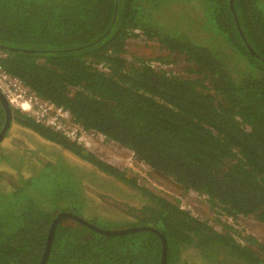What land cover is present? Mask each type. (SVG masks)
<instances>
[{"label": "trees", "instance_id": "1", "mask_svg": "<svg viewBox=\"0 0 264 264\" xmlns=\"http://www.w3.org/2000/svg\"><path fill=\"white\" fill-rule=\"evenodd\" d=\"M184 2L193 12L187 8L176 23L158 21L161 6L171 12ZM195 13L194 23L217 38V52L209 38L190 40L181 32ZM132 40L153 41L157 55L130 53ZM0 52L9 74L64 106L100 146L130 149L147 172L130 174L125 150H89L13 108L0 139V264H41L59 211L105 229L158 227L165 246L152 229L105 233L63 216L44 264H161L163 256L164 264H187V256L192 264H264L255 224L221 219L243 215L264 225L259 0H0ZM5 122L0 98V132ZM21 127L39 148L38 157L28 154L34 169L26 178L6 141L10 129ZM12 171L23 180L12 178L7 189ZM42 179L52 191H35ZM191 192L210 211L182 207ZM109 201L120 202V210Z\"/></svg>", "mask_w": 264, "mask_h": 264}, {"label": "rangeland", "instance_id": "2", "mask_svg": "<svg viewBox=\"0 0 264 264\" xmlns=\"http://www.w3.org/2000/svg\"><path fill=\"white\" fill-rule=\"evenodd\" d=\"M190 4H191L190 2H184L181 4V5H183L181 10L174 9V10H171V12H170V10L165 11L163 6H161L159 8L157 19H158V21H160L162 23L168 22L169 20L176 23L179 21L180 15L187 8L190 12H193V9L190 7ZM259 5L262 8V10L264 11V0H259ZM194 17L195 18L193 21H191V23H188V21L184 18V23L181 24V32L185 35H188L190 40L195 39V38H198V39L209 38L208 40L210 41L211 47L214 49V51L217 52L218 47H216L214 45V43L217 42V38L213 37L212 31L209 30L208 28L203 27L201 23H194V21L199 18L197 13H195ZM152 44H153V41L146 42V41H142V40H132L129 42L128 50L130 53H133L134 55L153 57V56H156L157 53L152 48ZM223 49L230 50L229 47H224ZM224 51H226V50H224ZM164 52H166V51H164ZM164 52H162V53H164ZM128 55H129V53H128ZM129 56H131V55H129ZM131 57H133V56H131ZM12 129H10L8 135L6 136V138H7L9 135H12L9 139L6 140L8 143H11V147H14V156L11 158H15V159L17 158V160H19V162H21L22 165L28 166V154H31L34 157H38L39 148H35V146L32 143H28V134L27 135L25 134L26 129H24L23 127L16 128L15 130H13V132H12ZM19 139H21L22 141H20ZM96 139H100V138L96 136L94 139H92V141L89 144V146L93 150L98 151V152H102L104 150L107 152H111V151L118 152V151L125 150V151L129 152L130 155L128 156V154H127V159L125 160L123 165H128L129 167L131 165L134 166L135 161H134L132 151L130 149H128L127 147H123L121 149H118V148L106 149V148L100 146L98 143H96ZM27 147H28V149H27ZM42 158L46 159L47 157L42 156ZM33 169L34 168L25 170V175H24L25 178H26V175H28V172L30 173ZM140 169L143 170L142 167ZM2 172H4V174H5V170H3ZM12 178L15 179V183H18L19 179H20V182L23 180L22 177H17V174L12 171L10 173V176H9V182L6 183V185L8 186L7 189H9L12 185H14V182L11 180ZM53 188H54L53 184H48V180L42 179V180H40L35 191L37 193H43L44 190H47L50 192L53 190ZM109 192H113V191L109 190ZM89 193H92V192L89 190ZM99 195L100 194H98V196ZM6 198H8V199H6L5 201L8 202L10 200L9 198H11V197L8 196ZM22 201L23 200H21V197H19L18 198L19 204H21ZM91 204H94V203H91ZM108 204L111 206V208H117L118 210H120V207L122 206V204L118 201H115V202L109 201ZM200 208H202V207H199V209ZM247 224H252V222H249V219H241L239 222V226H241V225L246 226ZM253 226L256 228V229H252L253 232L255 233V235L260 240H264V228H259V227H256L255 225H253ZM191 260H192V258L190 256H187V264H192Z\"/></svg>", "mask_w": 264, "mask_h": 264}, {"label": "built area", "instance_id": "3", "mask_svg": "<svg viewBox=\"0 0 264 264\" xmlns=\"http://www.w3.org/2000/svg\"><path fill=\"white\" fill-rule=\"evenodd\" d=\"M2 52H0V58ZM0 90L6 95L9 103L29 115L36 121L62 129L70 137L91 142L93 136L87 134L81 126L72 122L70 112L55 101L37 95L25 82L9 74L0 62Z\"/></svg>", "mask_w": 264, "mask_h": 264}, {"label": "water", "instance_id": "4", "mask_svg": "<svg viewBox=\"0 0 264 264\" xmlns=\"http://www.w3.org/2000/svg\"><path fill=\"white\" fill-rule=\"evenodd\" d=\"M0 98L3 102V105L5 107V110H6V114H7V119H6V123L4 125V128L2 130V132L0 133V139L3 138V134L5 133V131L7 130L9 124H10V121H11V117L13 115L12 113V107L10 106L6 96L4 95V93L0 90ZM136 156V155H135ZM139 161H142L140 157L136 156ZM63 216H72L82 222H84L85 224L89 225L90 227L100 231V232H105V233H121V232H129V231H134V230H138V229H152L158 233H160L161 237H162V243L163 245L165 246V237L164 235L161 233V231L158 229V228H155V227H152V226H148V225H141V226H132V227H127V228H119L117 230H112V229H105L103 228L102 226L98 225V224H94L92 222H89L87 221L86 219H84L83 217L79 216V215H76L74 214V212L72 211H59L58 215L56 216V218L53 220L50 228H49V231H48V239H47V246H46V251L44 253V257H43V261L41 264H44L45 263V259L48 255V252H49V246L51 244V241H52V237H53V234H54V229H55V225L57 223V221L63 217ZM166 251L163 252V255H165ZM161 264H164V256H163V260H162V263Z\"/></svg>", "mask_w": 264, "mask_h": 264}, {"label": "clouds", "instance_id": "5", "mask_svg": "<svg viewBox=\"0 0 264 264\" xmlns=\"http://www.w3.org/2000/svg\"><path fill=\"white\" fill-rule=\"evenodd\" d=\"M5 95V94H4ZM6 96V95H5ZM7 98V97H6ZM8 100V99H7ZM9 102V101H8ZM10 104V103H9ZM11 106V105H10ZM12 108H14L13 106H11ZM17 109V108H16ZM73 122V121H72ZM82 129L87 133V134H89V135H91V136H93V138H95L96 136H94L92 133H89L86 129H84L83 127H82ZM68 135V134H67ZM69 136V135H68ZM70 137V136H69ZM71 138H73V139H77L80 143H89L90 144V142H87V141H85V140H79L78 138H76V137H71ZM87 149H89V147L90 146H85ZM158 175V174H157ZM158 176H160V175H158ZM154 178H157L156 176H154ZM151 183H152V181H151ZM157 185H159V186H165V183H163V182H158L157 183ZM181 205H182V207H184V208H187V209H190V210H192V211H198L199 212V210L200 209H202L203 211H210V208L208 207V205L205 203V202H203L202 201V198L200 197V195L198 194V193H194V192H191V193H187L185 196H184V198L181 200ZM199 207H202V208H200L199 209ZM221 219H223V220H227L228 222H230V223H232V224H234V225H236V226H239V222H240V220L241 219H249V222H252V224H253V220H255L253 217H245V216H239L238 217V219H233L232 217H230V216H226V215H223L222 217H221ZM255 225H257V226H259L260 228H264V225L263 224H261V223H259L258 221H256L255 220V223H254ZM152 227H154V226H152ZM155 228H158V227H155ZM159 230H161L160 228H158Z\"/></svg>", "mask_w": 264, "mask_h": 264}, {"label": "flooded vegetation", "instance_id": "6", "mask_svg": "<svg viewBox=\"0 0 264 264\" xmlns=\"http://www.w3.org/2000/svg\"><path fill=\"white\" fill-rule=\"evenodd\" d=\"M13 109V108H12ZM16 109V108H15ZM19 110V109H18ZM21 111V110H20ZM6 119H7V114H6ZM6 123V122H5ZM4 128V127H3ZM3 130V129H2ZM2 132V131H1ZM0 132V133H1ZM73 139V138H72ZM83 146H89V143H81ZM89 150H93L91 147H89ZM140 163H142V161H139V159L136 160V162H134V166L131 165L129 168L130 170H128L131 173H136L139 176H145L147 175L146 172V168L145 166L141 165ZM142 167L143 170H141L140 168ZM25 168L28 170V166H25ZM152 176H156L158 174V170L157 169H152L151 170ZM14 179V178H13ZM145 179V178H143ZM15 180V179H14ZM113 182H117L120 183L121 181L116 180L115 178L112 177L111 179ZM147 181V179H145Z\"/></svg>", "mask_w": 264, "mask_h": 264}, {"label": "bare ground", "instance_id": "7", "mask_svg": "<svg viewBox=\"0 0 264 264\" xmlns=\"http://www.w3.org/2000/svg\"><path fill=\"white\" fill-rule=\"evenodd\" d=\"M255 223V220H253V224Z\"/></svg>", "mask_w": 264, "mask_h": 264}]
</instances>
